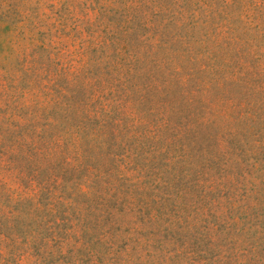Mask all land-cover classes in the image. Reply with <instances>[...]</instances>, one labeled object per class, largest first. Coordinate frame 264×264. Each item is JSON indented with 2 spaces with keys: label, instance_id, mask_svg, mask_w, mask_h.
Instances as JSON below:
<instances>
[{
  "label": "rangeland",
  "instance_id": "1",
  "mask_svg": "<svg viewBox=\"0 0 264 264\" xmlns=\"http://www.w3.org/2000/svg\"><path fill=\"white\" fill-rule=\"evenodd\" d=\"M0 264H264V0H0Z\"/></svg>",
  "mask_w": 264,
  "mask_h": 264
}]
</instances>
